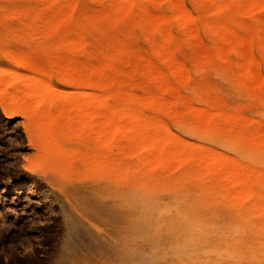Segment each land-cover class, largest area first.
<instances>
[{
    "label": "bare ground",
    "instance_id": "bare-ground-1",
    "mask_svg": "<svg viewBox=\"0 0 264 264\" xmlns=\"http://www.w3.org/2000/svg\"><path fill=\"white\" fill-rule=\"evenodd\" d=\"M52 1H73L78 6L76 12L83 15L88 12L87 2L102 3V20L122 19L134 10L148 13L149 2L162 3ZM36 2L0 0V30L9 31L4 38L9 50L0 56V89L5 86L12 115L28 120L24 129L31 148L54 168V176L46 173L41 175L43 179L52 184L58 175L70 181L86 175L103 184L193 194L194 201L211 206L214 218L234 226L233 244L226 240L214 252L235 264H264V127L263 133L255 131L257 126H264V18L252 17L244 23L222 16L232 5L238 15H252L254 9L264 7V0H164L158 15L163 21L137 20L132 33L141 34L150 43L162 40L157 49L140 50L144 59L152 60L160 53L171 63L169 54L178 51L175 43L188 42L193 24H198L197 34L204 39L216 40L211 45L213 54H203L197 62L189 58L176 61L173 75L152 69L149 75L164 89L154 87L144 96L105 75L126 54L118 53L115 47L126 46L130 32L105 52L103 36H114L116 31L62 25L58 23L63 16L60 11L48 22L39 23ZM46 4L51 9L50 2ZM209 4H217L212 16L205 14ZM24 20L31 23L24 26ZM169 20L179 25L178 32L176 27L167 28ZM243 33L249 35L250 43L239 45L234 38ZM225 45L229 48L222 54L219 47ZM250 50L263 61L258 69L246 57L242 64L236 60L248 56ZM228 57L231 69L224 64ZM9 62L15 63L12 70ZM133 70L140 72L136 67ZM257 71L263 83L255 91L251 85ZM9 72L11 76L6 77ZM184 73L190 78L211 74L217 80L194 85L190 79L180 85L182 92L173 98L172 104L182 105L188 114H177L173 124L193 141L175 132L163 119L173 83ZM226 87L232 90L233 101L207 96L224 93ZM238 100L250 103V108ZM25 189L32 196L38 194L30 182H18L12 188L18 192Z\"/></svg>",
    "mask_w": 264,
    "mask_h": 264
},
{
    "label": "rangeland",
    "instance_id": "rangeland-1",
    "mask_svg": "<svg viewBox=\"0 0 264 264\" xmlns=\"http://www.w3.org/2000/svg\"><path fill=\"white\" fill-rule=\"evenodd\" d=\"M161 1V4L149 2L148 13L134 10L122 19L109 17L102 20L104 5L96 1L87 2L88 12L83 15L76 12L78 6L73 1L53 3L52 0H37V21L48 22L52 14L60 11L63 16L58 23L62 25L89 26L101 32L116 31L114 36H103L105 52L122 39L125 32H130L127 45L119 49L115 47L118 53L126 51V54L105 75L144 96L154 87L164 89L162 84L156 85L149 75L152 69L160 68L167 75H173L176 61L189 58L197 62L203 54H213L211 45L216 41L214 37L204 39L197 34L198 24H193L188 42L175 43L178 51L169 54L171 63L160 53L152 60L141 58V49H157L162 40L150 43L143 40L141 34L132 33L135 22H155L164 8V0ZM47 2H50L51 9H47ZM216 10L217 4H209L205 14L212 16ZM250 15H238L234 5L222 12L225 19L245 23L252 17L263 19L264 7L254 9ZM30 23L29 20L23 21L24 26ZM166 26L176 27L177 32L180 30L173 20L166 22ZM8 32L7 28L0 30L3 37L0 56L9 50V43L4 45ZM234 41L246 45L250 43V37L243 33ZM227 47L229 45L219 47L220 52L224 54ZM245 57L257 69L263 63L261 58L253 56L251 50L248 56L245 54L236 60L242 64ZM230 63L231 59L226 58L224 64L228 69H231ZM9 65L12 70L15 63L9 62ZM134 67L140 72L136 73ZM10 76V72L6 74V77ZM190 79L194 85L217 81L211 74L193 78L187 73L180 75L178 82L173 83L174 89L170 92L168 110L163 119L175 132L193 141L173 124L177 114L188 117L186 108L172 104L173 98L182 92L180 85ZM261 79L262 74L258 72L252 89L259 90L263 83ZM225 90L224 93L207 96L217 100L228 97L233 101L232 90L227 87ZM12 91L10 88L9 93ZM4 95L5 86L0 89V264H235L230 258L214 252L226 240L233 244L236 237L234 226L214 218L210 213L211 206L194 201L196 196L193 194L185 196L164 188L147 191L136 185L103 184L86 175L71 181L58 175L52 184L43 179L41 175L46 173L54 176V168H49V164L41 160V153L31 148L24 129L28 120L21 115H12L10 97ZM237 102L250 108L248 102ZM263 127L257 126L255 131L263 133ZM32 136L37 137V130H33ZM32 177L36 181L31 180ZM18 182H30L38 194L32 196L28 189L12 190Z\"/></svg>",
    "mask_w": 264,
    "mask_h": 264
}]
</instances>
